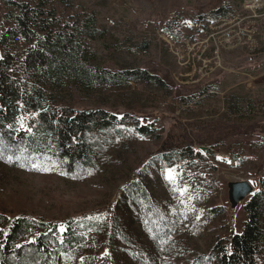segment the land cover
Returning <instances> with one entry per match:
<instances>
[{
	"label": "rangeland",
	"instance_id": "rangeland-1",
	"mask_svg": "<svg viewBox=\"0 0 264 264\" xmlns=\"http://www.w3.org/2000/svg\"><path fill=\"white\" fill-rule=\"evenodd\" d=\"M79 1L94 12L98 27L111 33L97 41L82 39L99 66L148 69L174 87L167 100L164 92L147 90L144 108H134L131 95L133 88L143 89L142 84L98 89L107 108L133 113L144 124L163 127L164 134L185 132L216 171L196 176L177 164L152 161L160 140L125 123L120 128L127 142L113 137L103 143L102 157L92 170L68 173L44 158L11 163L0 153V209L73 224L91 213L98 241L94 237L92 246L79 247V254L91 255L85 264L99 263L93 252L97 243L108 248L112 264H211L206 246L214 233L206 205L214 201L222 206L223 223L238 231L246 199L233 205L229 184L247 181L253 194L264 176V148L258 147L264 141V0H155L153 18L148 12L154 0ZM171 2L185 9L175 16L181 32L176 38L163 30ZM145 44L149 49L142 48ZM197 139L215 144L200 146ZM0 151H6L1 143ZM244 157L252 160L245 162ZM146 163L144 201L118 200ZM71 259L66 264H76Z\"/></svg>",
	"mask_w": 264,
	"mask_h": 264
},
{
	"label": "trees",
	"instance_id": "trees-1",
	"mask_svg": "<svg viewBox=\"0 0 264 264\" xmlns=\"http://www.w3.org/2000/svg\"><path fill=\"white\" fill-rule=\"evenodd\" d=\"M1 6L0 143L6 151L0 153L11 157V163L44 158L58 162L68 173L95 169L102 157L103 143L113 137L127 142L120 128L126 123L140 134L160 140L152 161L158 158L167 166L177 164L196 176L200 171L215 173L216 165L193 148L194 142L185 132L164 134L163 127L144 124L143 118L133 113L120 114L107 108L98 89L111 91L112 85L120 87L127 82L142 84L143 89L133 88L131 95L134 108H144L148 107L146 101L150 97L145 95L147 90L164 92L163 98L167 100L174 87L168 79L148 69L113 71L99 66L82 39L97 41L105 35L110 38L111 33L98 27L94 12L83 3L1 0ZM154 10L155 0L148 12L152 18ZM181 10L185 9L171 2L163 15V30L172 38L181 33L175 27V16ZM142 48L147 50L149 45ZM97 93L99 96H94ZM118 97L122 101L123 93ZM195 144L210 146L215 142L197 139ZM258 147L264 148V141ZM243 160L250 162L252 158ZM148 167V163L140 167L137 178L129 180L118 200L144 201L142 183ZM259 187L243 202L245 218L238 231L223 223L222 206L214 201L206 205L214 233L206 246L207 262L264 264V176ZM91 216L83 214L78 217L82 220L73 224V220L53 221L0 209V264H66L71 258L76 264H85L91 255L79 254V247L85 243L92 246L94 237L98 241L93 227L95 219ZM93 252L100 260L98 264H112L108 248L103 250L97 243Z\"/></svg>",
	"mask_w": 264,
	"mask_h": 264
},
{
	"label": "water",
	"instance_id": "water-1",
	"mask_svg": "<svg viewBox=\"0 0 264 264\" xmlns=\"http://www.w3.org/2000/svg\"><path fill=\"white\" fill-rule=\"evenodd\" d=\"M252 191L253 187L247 181L231 182L229 184V199L233 205H236L239 201L251 195Z\"/></svg>",
	"mask_w": 264,
	"mask_h": 264
},
{
	"label": "snow or ice",
	"instance_id": "snow-or-ice-1",
	"mask_svg": "<svg viewBox=\"0 0 264 264\" xmlns=\"http://www.w3.org/2000/svg\"><path fill=\"white\" fill-rule=\"evenodd\" d=\"M8 159H9V161H11L12 158L9 157ZM33 167L35 168V167H38V166L34 164ZM44 170H47V169H44ZM170 178H171V177H170Z\"/></svg>",
	"mask_w": 264,
	"mask_h": 264
}]
</instances>
